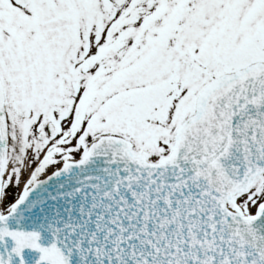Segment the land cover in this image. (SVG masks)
<instances>
[{
	"label": "snow or ice",
	"instance_id": "snow-or-ice-1",
	"mask_svg": "<svg viewBox=\"0 0 264 264\" xmlns=\"http://www.w3.org/2000/svg\"><path fill=\"white\" fill-rule=\"evenodd\" d=\"M0 264H264V0H0Z\"/></svg>",
	"mask_w": 264,
	"mask_h": 264
}]
</instances>
